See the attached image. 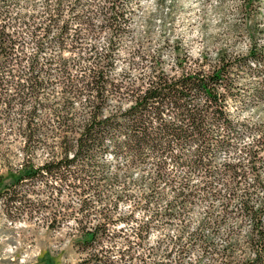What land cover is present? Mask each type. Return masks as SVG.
Returning <instances> with one entry per match:
<instances>
[{"label": "trees", "instance_id": "obj_1", "mask_svg": "<svg viewBox=\"0 0 264 264\" xmlns=\"http://www.w3.org/2000/svg\"><path fill=\"white\" fill-rule=\"evenodd\" d=\"M137 2L0 0V144L21 152L0 200L15 208L17 189L58 179L76 264H264L263 125L230 111L235 71L264 100V48L189 61L174 46L168 69L134 48L125 61L138 74H115ZM139 170L129 198L121 176Z\"/></svg>", "mask_w": 264, "mask_h": 264}, {"label": "rangeland", "instance_id": "obj_2", "mask_svg": "<svg viewBox=\"0 0 264 264\" xmlns=\"http://www.w3.org/2000/svg\"><path fill=\"white\" fill-rule=\"evenodd\" d=\"M98 42L103 45V38ZM252 44L264 48V0H138L120 47L115 74L123 70H128L130 77L138 74V70H129L125 61L127 51L134 48L158 54L168 69L174 46L178 56L185 55L189 61L198 56L212 61L219 52L244 55ZM234 77L239 82L242 102H232L230 111L249 125L262 124L264 130V100H255L249 93L253 78L238 71ZM19 145L20 142L7 140L0 144L1 151L11 152L9 161L0 159V188L11 180L7 162L21 161ZM42 159L38 156L33 161L40 163ZM106 163L108 171L113 172L117 160L107 155ZM260 172L264 175V161ZM144 174L139 170L121 176L128 186L125 191L129 198L139 195L140 189L133 182ZM58 182L51 177L28 182L16 192L25 195L26 202L17 203L15 208L0 200V264H76L79 260L80 251L72 245L69 235L73 216H67L70 209L61 211L56 202ZM121 187L118 183L111 188L120 192ZM70 202L76 206L74 199ZM128 203L129 200L120 201L118 210H124ZM200 210L194 209L190 220H196Z\"/></svg>", "mask_w": 264, "mask_h": 264}]
</instances>
